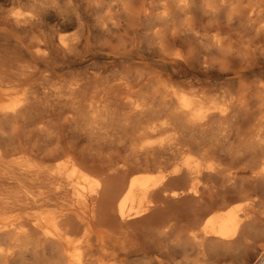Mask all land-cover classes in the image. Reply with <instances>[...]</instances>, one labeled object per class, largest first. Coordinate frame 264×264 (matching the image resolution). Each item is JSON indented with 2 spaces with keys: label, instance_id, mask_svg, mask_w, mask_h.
Wrapping results in <instances>:
<instances>
[{
  "label": "bare ground",
  "instance_id": "6f19581e",
  "mask_svg": "<svg viewBox=\"0 0 264 264\" xmlns=\"http://www.w3.org/2000/svg\"><path fill=\"white\" fill-rule=\"evenodd\" d=\"M50 98L93 163L0 150V264H264L252 192L186 220L232 164L264 189V0H0V120Z\"/></svg>",
  "mask_w": 264,
  "mask_h": 264
},
{
  "label": "rangeland",
  "instance_id": "374dc122",
  "mask_svg": "<svg viewBox=\"0 0 264 264\" xmlns=\"http://www.w3.org/2000/svg\"><path fill=\"white\" fill-rule=\"evenodd\" d=\"M79 69H80V66H74L73 68H69V70H67V71L74 72V71H79ZM207 80H208V82L206 84V86H207L206 88H209L212 92H217V93L220 92L221 90L227 88V86L231 85V83H232V82L227 81V79L225 77H222V76L217 77V75H214V73L211 74L210 78H208ZM48 101H49L47 103L48 105L45 103V101H44L45 104L44 103L39 104L36 107L35 111L33 110V112L30 113L31 115L27 114V115H24L23 117H20L18 120H16V124L12 120H6V121L0 120V124H1L0 125V134H1L0 137H2V138H0V150L2 149V151L10 152V151L16 149V147L19 148V146H20V147L30 149L34 153H36L40 156H49L54 151H57L58 149L60 150V148H62V146L63 147L67 146V147L72 148L78 154L79 158H81L83 161H85L86 164L91 165L93 163L91 156L94 153V149L91 148L90 141L83 134L84 130L82 127V123L80 121H76V122L67 121V118H68L67 116H71L70 114H72V116H74V114L72 113V111L67 109V106L65 104H63V106H62V104H61L62 102H60V101L54 102L55 99L53 101L51 98ZM51 102H52V104H51ZM60 104H61V106H60ZM44 105H47L46 106L47 108H45ZM57 106L58 107L60 106V107L58 108ZM36 111L38 114H36ZM32 113H33V115H32ZM23 118H24V120H22ZM46 128H47V130H46ZM2 135H4V136H2ZM7 139H9V141ZM56 142H57V144H56ZM46 147H49V149ZM89 148H91V149H89ZM82 149H84V151L81 152ZM83 156L85 159L83 158ZM88 161H90L91 163ZM228 165L231 166V164L227 163V166ZM232 165L233 166H231V168H229V172H231V173L236 172L237 173L236 176H234L233 178H230V179H228L225 176L224 177H222V176L214 177V181H212L210 183L212 186L211 190L209 193H206L207 197L204 198L206 200L203 199L202 203H201V201H199V204H197L198 202H190V203L188 202L187 203V205H191L192 203L195 204V207L187 215L186 220L188 222H191V221L193 222L195 220V218H197V216L207 206H209V204H211V203H214L216 205L222 204L226 200H229L232 197H236V196L240 195L242 192H247V193L252 192V193H250L251 198L253 197L252 199H255L258 202L259 207L260 206L264 207V199H263L264 198V189L263 188L260 189V185L257 182H254V180L251 178L249 173H245L242 170H241L242 172L237 171V170L241 169V167H242L241 164H236V165L232 164ZM237 165L239 166L240 169H237L238 168ZM234 169H235V171H234ZM238 172H239V174H238ZM242 174L245 176H241ZM237 177L240 178V180ZM240 181L245 182L244 185L242 183H240ZM233 182H234L235 187L233 185ZM229 185H232V186H229ZM254 185H256L255 188H252ZM244 186L246 188H244ZM234 188H235V190H234ZM253 189L255 190V192ZM256 190H258V191H256ZM239 191H241V193ZM237 192L239 194H237ZM257 192L259 194H257ZM208 194H211V195H208ZM236 203H240L241 205H243V203H245V201L244 200H237ZM218 258L220 259L219 262H217ZM221 261H222L221 255H214V264H218V263L223 264L224 262L223 261L221 262ZM235 263L241 264L243 262L239 261V262H235Z\"/></svg>",
  "mask_w": 264,
  "mask_h": 264
}]
</instances>
